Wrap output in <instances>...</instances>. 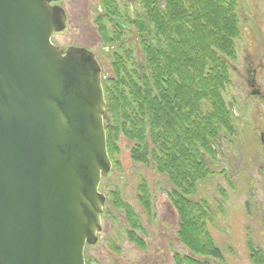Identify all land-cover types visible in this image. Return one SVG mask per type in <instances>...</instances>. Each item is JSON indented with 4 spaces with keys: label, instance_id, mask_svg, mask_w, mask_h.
<instances>
[{
    "label": "water",
    "instance_id": "1",
    "mask_svg": "<svg viewBox=\"0 0 264 264\" xmlns=\"http://www.w3.org/2000/svg\"><path fill=\"white\" fill-rule=\"evenodd\" d=\"M61 1L0 0V264H85L101 229V68L51 41Z\"/></svg>",
    "mask_w": 264,
    "mask_h": 264
},
{
    "label": "rangeland",
    "instance_id": "2",
    "mask_svg": "<svg viewBox=\"0 0 264 264\" xmlns=\"http://www.w3.org/2000/svg\"><path fill=\"white\" fill-rule=\"evenodd\" d=\"M114 1L120 20L129 25L119 30L118 39L116 18L101 9V0H62L66 25L51 37L62 49L90 50L106 85L116 77L115 55L131 52L128 69L142 62V46L129 21L130 9L132 15L143 14L141 2ZM234 12L239 34L233 38V57L225 58L227 79L220 90L232 130L220 128L213 139L214 152L205 151L208 174L196 183L193 195L205 201L206 229L222 252V260H212L215 264H252L248 241L264 255V0H235ZM99 18L106 38L97 26ZM249 66L259 94L248 83ZM201 104L208 112L210 104ZM134 145L121 131L113 138L111 169L98 187L105 196L101 229L96 242L84 249L85 264H175V255H193L178 235L180 219L169 179L151 159L134 160ZM129 211L140 228L132 226Z\"/></svg>",
    "mask_w": 264,
    "mask_h": 264
},
{
    "label": "trees",
    "instance_id": "3",
    "mask_svg": "<svg viewBox=\"0 0 264 264\" xmlns=\"http://www.w3.org/2000/svg\"><path fill=\"white\" fill-rule=\"evenodd\" d=\"M101 2V9L116 18L118 39L119 30L129 25L120 20L114 0ZM140 2L143 14L132 15L130 9L129 21L142 46V62L128 69L131 52L115 55L116 77L102 84L107 153L112 163L113 138L121 131L136 142L133 159H151L169 179L180 219L178 235L193 253L175 255V264H215L212 260H222V252L206 229V203L194 194L196 183L208 174L205 151L214 152L220 128L232 130L220 90L227 79L225 58L233 57V38L239 34L235 0ZM96 23L106 38L101 19ZM202 100L210 104L208 112L202 111ZM128 214L132 226L140 228L136 216ZM247 247L251 263L264 264V255L251 241Z\"/></svg>",
    "mask_w": 264,
    "mask_h": 264
},
{
    "label": "flooded vegetation",
    "instance_id": "4",
    "mask_svg": "<svg viewBox=\"0 0 264 264\" xmlns=\"http://www.w3.org/2000/svg\"><path fill=\"white\" fill-rule=\"evenodd\" d=\"M246 72H248L249 76H248V83L250 84L251 87H253V91H255L256 93H260L259 90L256 89V85H255V79L252 76L251 70H250V66L246 68Z\"/></svg>",
    "mask_w": 264,
    "mask_h": 264
}]
</instances>
